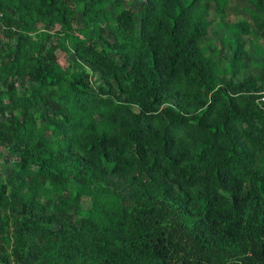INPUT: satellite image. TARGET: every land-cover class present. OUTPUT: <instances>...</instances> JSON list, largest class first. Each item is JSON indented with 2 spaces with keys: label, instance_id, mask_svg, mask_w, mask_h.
Listing matches in <instances>:
<instances>
[{
  "label": "trees",
  "instance_id": "trees-1",
  "mask_svg": "<svg viewBox=\"0 0 264 264\" xmlns=\"http://www.w3.org/2000/svg\"><path fill=\"white\" fill-rule=\"evenodd\" d=\"M0 264H264V0H0Z\"/></svg>",
  "mask_w": 264,
  "mask_h": 264
},
{
  "label": "rangeland",
  "instance_id": "rangeland-1",
  "mask_svg": "<svg viewBox=\"0 0 264 264\" xmlns=\"http://www.w3.org/2000/svg\"><path fill=\"white\" fill-rule=\"evenodd\" d=\"M234 6H235V5H234ZM232 12H233L234 14H237V10H236L235 8L232 9ZM212 36H213V34H212ZM214 38H217V37L214 36ZM63 55H64V54H60L59 57H60V61H61L63 64H65L66 62H65V58H64ZM248 69H249L248 72H253V71H254V69H253L252 66H249Z\"/></svg>",
  "mask_w": 264,
  "mask_h": 264
},
{
  "label": "built area",
  "instance_id": "built-area-1",
  "mask_svg": "<svg viewBox=\"0 0 264 264\" xmlns=\"http://www.w3.org/2000/svg\"><path fill=\"white\" fill-rule=\"evenodd\" d=\"M2 27V26H1Z\"/></svg>",
  "mask_w": 264,
  "mask_h": 264
}]
</instances>
